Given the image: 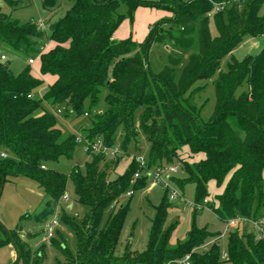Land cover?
<instances>
[{
    "label": "trees",
    "instance_id": "1",
    "mask_svg": "<svg viewBox=\"0 0 264 264\" xmlns=\"http://www.w3.org/2000/svg\"><path fill=\"white\" fill-rule=\"evenodd\" d=\"M224 1L229 0H72L71 8L49 25V32L34 21L14 20L0 8V40L30 58L40 57L42 74L56 76L40 95L44 80L34 76L30 65L15 75L9 65L0 63V198L11 178L35 180L50 199L32 222L46 225L65 194L68 175L49 163L71 156L77 136L62 138L56 116L45 109L44 100L55 107L63 105L66 112L71 109L78 115L87 114L90 124L81 134L92 142L102 139L108 146L115 145L121 130L124 147L136 139L134 116L143 107L141 127L152 144L147 168L174 161L177 144L188 145L193 158L203 156L194 165L185 163L186 176L173 178L174 183L182 188L195 184L196 201H200L209 194L210 181L222 186L231 175L217 195L216 213L225 221L237 216L260 219L264 215V46L256 55L233 59L226 71L221 62L246 37L264 36L263 0H245L241 7L237 0H230L227 7L209 16L214 4ZM4 2L13 9L20 4V0ZM42 3L50 10L59 7L58 0ZM122 4L128 7L126 14L118 12ZM139 6L167 10L172 15L154 22L144 41L132 37L114 40L123 20L133 23ZM211 18L216 36L210 30ZM47 37L56 45L44 52ZM156 42L193 52L186 63L170 54L168 64L153 73L148 58ZM216 73L215 109L209 121L202 123L195 114L194 95L184 96L197 81ZM245 84L249 89L238 95ZM2 151L8 156L2 157ZM88 152L92 157L85 173L74 167L70 175L79 201L89 209L82 217L63 211L60 218L77 237L78 249L73 253L67 239H52L64 257L56 264H177L176 260L189 253L191 264H264V240L254 232L230 231L226 258L221 242L205 251L195 250L221 234L195 223L184 242L170 247L175 225L164 229L167 190L152 218L147 248L137 251L128 244L125 253L117 256L129 204L113 208L107 219L106 210L115 207L131 187L144 188L147 177L131 182L141 170L136 160L139 154L132 157L124 173L113 178L122 157L102 167L106 155ZM21 230H9L0 221L4 233L0 248L9 244L15 248L17 258L12 264H42L43 249L35 252L31 235L23 236Z\"/></svg>",
    "mask_w": 264,
    "mask_h": 264
},
{
    "label": "rangeland",
    "instance_id": "2",
    "mask_svg": "<svg viewBox=\"0 0 264 264\" xmlns=\"http://www.w3.org/2000/svg\"><path fill=\"white\" fill-rule=\"evenodd\" d=\"M58 5L59 7L57 9L50 10L44 8L42 0H20L19 6L13 9L9 7L4 2V0H0V8L2 11L9 14L12 19L19 20L20 22L34 21L37 23V25L38 23L42 22L45 24V30H48L49 25L52 22L62 17L65 12L71 8L72 0H58ZM127 11L128 7L126 4H122L118 9V12L122 14H126ZM171 15L172 13L170 16ZM164 17H167V14L162 15V18ZM125 20H123L122 23ZM134 21L131 23L129 20L130 27L133 26ZM142 28L143 27L141 26L139 27V29ZM210 30L213 36L218 34L215 22L212 18L210 21ZM46 32H49V30ZM145 38L146 36L142 41H144ZM44 43L45 45L48 43L49 46H52L55 41L47 37L44 39ZM263 46L264 36L246 37L238 45V47H236L231 53L223 58L221 62V69L226 71L229 62L235 58L238 60H243L248 55L258 54ZM192 52L193 50L185 48L170 47L169 49L163 43L156 42L152 45L149 51L148 63L150 70L153 73L159 72L165 65L168 64L169 55L172 53L180 57L183 63H186L189 60V56ZM3 54L6 56V59L1 58ZM30 56L31 55H28L22 51H18L10 44L0 40V63L9 65L10 70L15 75H18L28 65H30L32 73L38 78L44 80V85L41 87L42 90V88L47 87V84H50L52 75L48 74L49 77L46 78L45 74H42L41 72L40 59L38 56H34L36 61L32 64L29 63ZM180 70L181 67L178 68V71ZM217 76L218 73H216L211 78L197 81L193 88L184 96L187 98L190 95H194L195 101L197 103L195 114L198 121L202 123L209 121L215 109L216 91L214 81ZM248 89V86L245 84L240 88L238 95L243 91H247ZM191 91L192 94H190ZM43 105L45 109L55 114L57 126L62 131V138H66L70 135L79 136L81 134L82 128L90 124L88 118L89 116H86L84 113L78 115L71 109L66 112L63 105L55 107L46 100L43 101ZM102 106H105L104 102L102 103ZM58 108H62V111H59ZM85 108H88V104H86ZM142 113L143 107H139L135 112L134 122L138 130L135 140L128 142L126 147H124L123 130H121L119 133L117 142L114 146L119 147L121 152L120 156L122 158L112 173L113 178H116L118 175L125 172L132 161V157L135 154L144 155L146 158L150 154L152 144L145 136L141 127ZM86 147L87 144L85 140L80 142L78 141L71 156H62L57 161L49 163L51 168L68 175L64 194V196H68V199L65 197L61 198L60 202L56 206V211L50 217V220L55 217L60 219L63 211H66L67 213L74 216L82 217L89 209L87 205L79 201L75 190L74 181L70 175L74 167H80L82 173H85L86 163L90 161L92 157V155L87 151ZM177 147L178 149L175 153L176 156L174 157V161L164 164V166L176 165L178 168L177 172L175 173H169L168 171L164 172L165 175L172 174V181L175 177L182 179L186 176L184 169L185 163L194 165L195 163H198L203 156L202 154L194 156L193 158L188 145H182L178 143ZM114 159L115 157H112L109 154L106 155V160L101 163V166L103 167L107 162H110ZM143 175L146 176L145 174ZM230 176L231 175L226 177L225 183L222 186H218L214 180L208 183L209 194L206 198L209 200V203L201 210L194 209L193 205L189 204L196 201L197 188L195 184L188 183L182 188L173 182V187L179 190L182 194L173 200L169 199L164 229H168L171 225H175L169 241L170 247L174 248L179 243L184 242L187 239V235L194 223L199 227L206 226L209 231L213 233L225 231V234L220 239V246L223 254L227 253V242L230 231L237 229L242 233L254 232V227L251 223H237L227 228V221L221 219L216 213L218 206L217 195L223 192L225 184L229 180ZM139 179L140 178H133L131 182L134 183L139 181ZM129 190H132L133 193L131 195H129L127 192L123 194L114 204L115 207L108 208L105 214V219H107L110 212L113 211V208L117 209L121 205H125L127 203L129 204L120 240L116 248L117 256H122L125 253V249L128 244L133 250L137 251H143L147 248L150 229L152 226V218L155 216L156 207L160 205L165 195V189H163V186L160 184L153 185L149 177H147V184L144 188L135 189L131 187ZM49 199L50 197L43 187H41L35 180L24 176L11 178L10 181L4 185L0 198V221L3 222L6 228L9 230L21 227L22 232L20 233L23 236H25L27 233L31 235V246L33 250L37 252L43 249L44 251V261L42 264H56L57 260L64 261V257L61 252L52 244V239H58L60 241L67 239L69 248L73 253H76L78 249L77 237L66 227H64V225L61 223V220L60 225L55 230L54 237L50 240L46 239L45 225L33 224V218L44 209ZM3 237L4 233L0 231V238ZM212 238L214 237H211L207 240L209 241ZM10 247L11 246L9 244L0 248V264L13 263L12 251Z\"/></svg>",
    "mask_w": 264,
    "mask_h": 264
},
{
    "label": "built area",
    "instance_id": "3",
    "mask_svg": "<svg viewBox=\"0 0 264 264\" xmlns=\"http://www.w3.org/2000/svg\"><path fill=\"white\" fill-rule=\"evenodd\" d=\"M238 2H240L239 7L242 6V2H244L245 0H237ZM231 3V1H224V2H217L214 4V8L211 11V13H209V16H212V14L214 12H218L222 9H224L225 7H227V5H229ZM263 11H264V0H263ZM39 27L41 29H45V24L44 23H38ZM44 50V48H43ZM2 59H6V56L3 54L1 56ZM35 58L31 57L29 58V63L32 64L34 63ZM59 111H62L61 109H59ZM87 115V114H86ZM86 141L87 144V151L91 150L93 152L96 153H102L105 155H111L112 157H117L121 154L119 147L117 146H108L102 139H97L94 142L89 141L88 139H86L85 137H83L81 134L79 136H77V141ZM1 156L2 157H7V153L2 151L1 152ZM137 162L139 163V165L141 166V170H139L138 172H136L134 178H141L143 177L145 174L147 177H149L151 183L153 185L156 184H160L163 186V189L167 190V194L169 196L170 200L175 199L176 197L180 196L182 193L175 189L173 187V182L171 179L172 174L170 175H165L164 172L168 171L169 173H175L177 172V166L176 165H160L157 166L155 168H151V169H147V160L146 157L144 155H138L136 157ZM45 167V166H43ZM129 195H131L133 193L132 190H129L127 192ZM66 199H68V196L65 195L63 196ZM209 200L207 198H204L201 201H194L191 202L189 204L193 205L194 209H203L206 205H208ZM237 223H251L254 227V233L256 235V237L258 239H262L264 240V215L257 220L254 219H250L248 217H243V216H237V217H232L230 219L227 220V228L230 227L231 225H235ZM60 225V219L55 217L52 220H49L47 222V224L45 225V233H46V239L50 240L51 238L54 237L55 235V230L56 228ZM225 234V231L222 232L219 236L212 238L209 241H206L204 244L200 245L199 247H197L195 250H208L210 248V246L215 243L218 242L220 243V239L221 237ZM227 257V253L223 254V258ZM175 263L177 264H191V254H187L184 258L176 260ZM167 264H173V262H168Z\"/></svg>",
    "mask_w": 264,
    "mask_h": 264
},
{
    "label": "crops",
    "instance_id": "4",
    "mask_svg": "<svg viewBox=\"0 0 264 264\" xmlns=\"http://www.w3.org/2000/svg\"><path fill=\"white\" fill-rule=\"evenodd\" d=\"M167 14V16H170V12L167 10H163V9H157V8H150V7H146V6H139L134 14V24L132 27L129 26V19L127 18L114 32L113 34V39L114 40H122V39H126L129 36L132 37L135 41H139L141 42L145 36L148 35L149 30H150V26L160 20L162 18V15ZM139 24V25H138ZM143 27L142 29H139V27ZM56 45V42L52 45L49 46L48 43H46V45L44 46V52L50 50L51 48H53ZM167 48L170 49V47L166 46ZM40 59V57H38ZM36 61V60H35ZM34 61V63H35ZM40 66H41V62H40ZM34 76H36L34 74ZM37 77V76H36ZM45 77H49L48 74H45ZM56 80V76L52 75L51 79H50V84H47V87L42 88V90H39L40 95H43L49 85H51L54 81ZM27 233V232H25ZM222 233V232H221ZM10 248L12 251V257H13V262L16 260L17 258V253L15 248L10 244Z\"/></svg>",
    "mask_w": 264,
    "mask_h": 264
}]
</instances>
